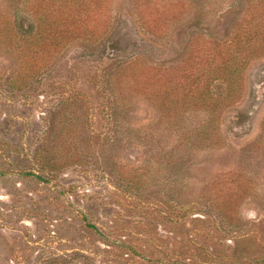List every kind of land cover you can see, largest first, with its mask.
<instances>
[{"label": "rangeland", "instance_id": "rangeland-1", "mask_svg": "<svg viewBox=\"0 0 264 264\" xmlns=\"http://www.w3.org/2000/svg\"><path fill=\"white\" fill-rule=\"evenodd\" d=\"M5 1L29 26L26 0ZM207 1L215 9L203 22L187 11L159 34L134 0H110L109 33L120 27L124 54H140L150 79L124 80L120 62L82 38L35 66L0 48V264H229L242 255L264 264V58L215 121L193 105L205 89L204 34L226 39L239 25L234 12L217 15L233 0ZM209 86L224 95L227 81ZM147 87L176 89L185 115L168 114ZM252 101L249 119L234 124L231 110ZM205 118L199 137L216 144L186 158L189 138L174 119L183 130ZM227 179L231 189L220 188Z\"/></svg>", "mask_w": 264, "mask_h": 264}, {"label": "trees", "instance_id": "trees-1", "mask_svg": "<svg viewBox=\"0 0 264 264\" xmlns=\"http://www.w3.org/2000/svg\"><path fill=\"white\" fill-rule=\"evenodd\" d=\"M164 1L165 4L159 0H134V7L139 13L140 21L154 33H167L171 24L182 21L187 11H190V15L196 14L203 22L215 9L212 8L214 6L207 4V0ZM24 2L25 0H22V4ZM19 3L21 2H17V5ZM26 3L31 13L29 26H25L23 21L16 18L14 7L7 6L5 0H0V48L16 54L21 66H35L38 60L49 59L47 55L57 52L66 43L75 38H82L89 45L100 48L105 59L120 62L118 73L124 80L140 79L141 75H146L143 70L148 68V64L139 56L140 54L132 53L130 56L124 54L120 27L115 33L114 31L109 33V19L106 18L105 12L111 8L110 0H28V2L26 0ZM240 7L243 8L241 18L237 13ZM229 12L231 14L234 12L235 22H238L237 17L239 19V25L233 31V35L229 36L226 33L225 36L228 38L210 41L206 40V34H204L202 49L205 54L198 61L197 67L201 71L197 75L199 79L197 85L201 83L205 89L192 100L193 105L198 109L202 107L207 111L210 110L214 121L220 113V108L238 98L236 91L240 84L239 80L247 75L248 68L249 75L252 66L264 58V0H233L225 9L219 10L218 18L226 16ZM259 76H264V72ZM147 77L150 79L149 75ZM219 79L227 81V90L224 95L215 94L209 86L210 83L214 84ZM176 89H179L178 84ZM176 89L169 87L159 92L147 87L145 94L149 98H156L160 105L168 102V114L178 118L185 115L182 105L187 98L183 99V102L172 99L170 95ZM252 105L253 101L245 107L235 106L236 109L231 110L234 124L249 119L253 113ZM174 122H178L175 133L179 131L180 137L189 138L184 144L186 158H190L194 151L202 147L208 148L209 145L216 144L213 141L214 138L209 139L206 135L199 137L200 132L209 131L211 127V123L208 125L207 118L202 119L199 125L188 126L183 130H180L181 121L174 119ZM191 137L195 139L191 140ZM230 183L231 181L227 179L219 185L220 188L231 189ZM218 229L222 231L220 233L227 234L235 228H231V225H223ZM234 231L237 232V229ZM228 263L249 264L246 257L243 259V255L237 259H230Z\"/></svg>", "mask_w": 264, "mask_h": 264}]
</instances>
